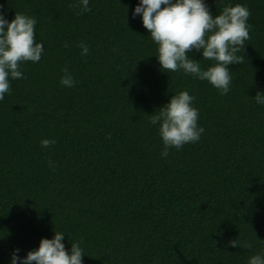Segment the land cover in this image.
I'll list each match as a JSON object with an SVG mask.
<instances>
[{
  "label": "trees",
  "instance_id": "16d2710c",
  "mask_svg": "<svg viewBox=\"0 0 264 264\" xmlns=\"http://www.w3.org/2000/svg\"><path fill=\"white\" fill-rule=\"evenodd\" d=\"M0 264H264V0H0Z\"/></svg>",
  "mask_w": 264,
  "mask_h": 264
}]
</instances>
